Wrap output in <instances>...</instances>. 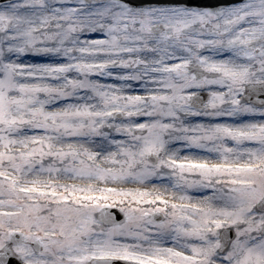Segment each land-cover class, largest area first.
Listing matches in <instances>:
<instances>
[{
	"label": "snow or ice",
	"instance_id": "obj_1",
	"mask_svg": "<svg viewBox=\"0 0 264 264\" xmlns=\"http://www.w3.org/2000/svg\"><path fill=\"white\" fill-rule=\"evenodd\" d=\"M0 264H264V0L0 2Z\"/></svg>",
	"mask_w": 264,
	"mask_h": 264
},
{
	"label": "water",
	"instance_id": "obj_2",
	"mask_svg": "<svg viewBox=\"0 0 264 264\" xmlns=\"http://www.w3.org/2000/svg\"><path fill=\"white\" fill-rule=\"evenodd\" d=\"M239 0H198V2L205 3V4H214V3H233ZM3 2V0H0Z\"/></svg>",
	"mask_w": 264,
	"mask_h": 264
}]
</instances>
